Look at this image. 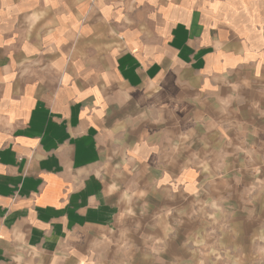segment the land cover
Segmentation results:
<instances>
[{"label": "crops", "instance_id": "1", "mask_svg": "<svg viewBox=\"0 0 264 264\" xmlns=\"http://www.w3.org/2000/svg\"><path fill=\"white\" fill-rule=\"evenodd\" d=\"M261 180L264 0H0V264L149 252Z\"/></svg>", "mask_w": 264, "mask_h": 264}, {"label": "rangeland", "instance_id": "2", "mask_svg": "<svg viewBox=\"0 0 264 264\" xmlns=\"http://www.w3.org/2000/svg\"><path fill=\"white\" fill-rule=\"evenodd\" d=\"M187 203L171 213L166 243L133 255L128 239L121 255L102 251L105 259L94 264H264V180L251 184L247 194L210 193Z\"/></svg>", "mask_w": 264, "mask_h": 264}]
</instances>
